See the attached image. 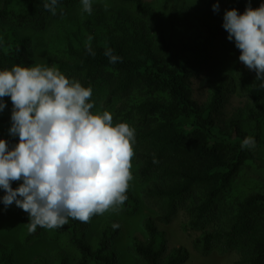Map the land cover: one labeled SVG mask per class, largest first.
I'll return each mask as SVG.
<instances>
[{
	"label": "trees",
	"instance_id": "1",
	"mask_svg": "<svg viewBox=\"0 0 264 264\" xmlns=\"http://www.w3.org/2000/svg\"><path fill=\"white\" fill-rule=\"evenodd\" d=\"M80 1L58 0L53 15L44 7L48 0H0V70L33 66L34 39L27 31L54 25L45 41L54 55L52 67L86 87L106 84L105 103L116 104L113 122L135 129V177L149 179L142 199L156 211L144 221L147 238L133 241L137 264L186 261V248L168 250L165 233L157 227L171 223L181 208L188 215L185 230L201 228L213 213L228 217L225 226L205 229L194 239L199 253L222 251L225 239L241 251L245 264H264V81L256 80V70L238 64L241 50L223 26L226 11L243 14L264 0H195L180 10L175 0H110L107 10L93 4L91 14L76 11ZM108 49L120 58L116 63L105 55ZM219 55L233 63V71L217 76L208 86V102L201 103L193 97L192 78L216 69ZM233 95L246 102L219 126L217 108ZM2 102L0 139L11 149L19 143L18 134L9 131L13 103L10 96ZM249 136L256 141L254 149L242 147ZM254 172L261 183L250 176ZM20 185L12 182L14 189ZM4 195L0 188V215L11 213L24 221L19 243L48 238L57 245L32 264H119L113 247L121 231L118 220L104 218L93 235L88 222L71 217L61 227L30 231L29 213L15 202L6 207ZM126 196L117 208L135 213L140 197L129 188ZM15 246L0 239V264H16Z\"/></svg>",
	"mask_w": 264,
	"mask_h": 264
},
{
	"label": "clouds",
	"instance_id": "2",
	"mask_svg": "<svg viewBox=\"0 0 264 264\" xmlns=\"http://www.w3.org/2000/svg\"><path fill=\"white\" fill-rule=\"evenodd\" d=\"M57 3L48 0L44 7L55 15ZM82 10L91 14V0H82ZM223 26L241 50L240 61L264 81V4L249 5L243 14L235 8L226 11ZM105 55L112 63L120 59L111 49ZM7 96L13 103L9 131L18 134L19 143L10 149L0 139V188L6 192V207L15 202L29 213L30 231L61 227L69 217L88 222L124 203L132 180L135 129L127 122L114 124L108 110L93 112L90 85L54 66L15 65L0 70V110ZM255 145L250 136L242 142L243 148ZM19 180L23 183L14 189L12 182Z\"/></svg>",
	"mask_w": 264,
	"mask_h": 264
},
{
	"label": "rangeland",
	"instance_id": "3",
	"mask_svg": "<svg viewBox=\"0 0 264 264\" xmlns=\"http://www.w3.org/2000/svg\"><path fill=\"white\" fill-rule=\"evenodd\" d=\"M152 1V0H146ZM110 0H91L92 5L96 4L99 6H105L109 4ZM176 7L178 10L181 8H186L193 6L196 3L195 0H175ZM78 12L82 9V0L80 4L75 8ZM56 27L54 25H50L45 30H28L27 32L30 34L34 42L31 44V54L33 58H35V66L36 64L46 65L52 67V57L54 56L52 53L48 52L46 49L45 41L51 32ZM218 66L210 70V72L203 74L199 77L192 78V89H193V97L198 99L201 103L208 102V86L215 80L217 76L223 74L224 72L233 71V63L224 59L222 56H218L216 60ZM238 64H244L242 61H238ZM220 66V70L218 67ZM215 69V71H214ZM202 79L205 81V84L202 83ZM107 86L102 81H97L92 86V97L91 101L94 102L93 112L108 110L112 112L116 106L115 103L106 104L107 97ZM228 102L221 103L217 108L218 110V120L216 122L219 126L225 125L231 118H233L239 108H241L246 100L244 98L238 96H230L228 97ZM217 114L214 113V116ZM115 124V123H114ZM131 127L132 125L129 124ZM135 151V150H134ZM138 167V164L135 162L134 157L132 158V180L129 182V189L136 196L140 197V207L135 213L125 214L119 211L118 208L115 210L109 209L103 214H96L91 217L88 221V229L87 232L89 235H93V233L100 227L101 222L104 218H112L118 220L120 223L121 231L120 234L114 238L113 247L117 253V259L119 264H137V256L133 251V241L135 238L146 239L147 233L144 227V221L150 217L155 216L156 211L154 208L150 207L143 199H142V191L144 187L149 182V179L145 182H139L135 177V172ZM250 175L254 181L257 183H261L258 181H262V177L257 173H251ZM17 184H22L23 181H14ZM264 183V182H263ZM219 208L226 210V206L221 203ZM222 212L213 213L210 219H207V222L204 226L199 229H189L185 230L184 225H186L188 221V215L181 208L179 209L175 218L169 224L165 223H157V227L164 231L166 237V243L168 246V250L183 246L188 251V258L182 264H245L243 262V254L236 246L226 245L225 239H221V245L224 247L222 251L213 250L208 255H203L199 253L193 246L194 239L199 236L205 229L213 230L220 226H225L227 224L228 217L222 215ZM24 221L19 217H14L11 213H5L0 215V239L15 244L16 246V264H32L31 261L37 255L48 254L52 249H54L57 245L52 243L48 238H43L40 240H36L29 245H23L19 243L18 238L20 235L21 227ZM225 241V243H224ZM28 257L30 258L28 261Z\"/></svg>",
	"mask_w": 264,
	"mask_h": 264
}]
</instances>
